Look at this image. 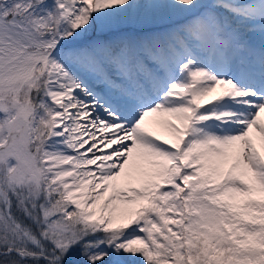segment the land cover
Segmentation results:
<instances>
[{
  "label": "snow or ice",
  "instance_id": "6c2138e0",
  "mask_svg": "<svg viewBox=\"0 0 264 264\" xmlns=\"http://www.w3.org/2000/svg\"><path fill=\"white\" fill-rule=\"evenodd\" d=\"M0 264H264V0H0Z\"/></svg>",
  "mask_w": 264,
  "mask_h": 264
}]
</instances>
